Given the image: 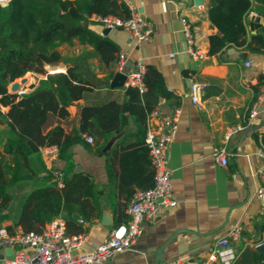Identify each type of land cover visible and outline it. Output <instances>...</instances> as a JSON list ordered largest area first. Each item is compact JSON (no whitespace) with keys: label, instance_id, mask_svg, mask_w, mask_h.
I'll return each instance as SVG.
<instances>
[{"label":"crops","instance_id":"crops-1","mask_svg":"<svg viewBox=\"0 0 264 264\" xmlns=\"http://www.w3.org/2000/svg\"><path fill=\"white\" fill-rule=\"evenodd\" d=\"M213 1L130 0L152 29L150 39L143 41H136L122 27L108 28L90 19L92 29L118 44L119 51L127 58L128 70L135 71L139 64L151 63L162 72L172 94L160 98L157 105L165 112L177 111L178 126L167 150L170 185L176 204L160 207L151 220H145L143 231L132 246L113 253L109 264H155L157 249L174 232L177 233L164 247L163 260L179 258L224 264L219 259L209 261L208 255L215 241L236 225L241 227V235L231 244L237 257L246 248L264 245V230L259 228L264 215V198L255 195L260 183L259 169H264V158L256 152L261 142L255 135L264 131V97H260L264 86V49L251 50L231 43L210 54L209 36L218 32L208 16ZM251 1L252 9L244 16L247 39L258 32L264 34V1ZM183 20L190 25L193 46L204 52L203 58L195 59L187 52V39L181 31ZM242 52L247 54L245 59L240 56ZM88 61L94 76L102 79L108 76L107 68L97 57H90ZM65 69L63 64V69L60 67L58 71ZM112 77L109 76L107 84L86 90L68 106L70 127L77 124L80 105L125 99V82L112 87L109 84ZM192 81L204 84L197 103L191 100ZM252 108L255 114L250 117ZM251 126L257 127L245 132ZM135 129L130 119L121 133L108 140L102 153L80 142L69 148L74 171L88 174L99 196L100 209L95 216L80 222L81 215L74 212L79 215V218L72 215L77 223L66 228L70 233H86L80 251L93 249L116 222L128 221L127 208L134 191L145 187L154 176L145 140V146L138 143L142 133H135ZM216 146H225L226 163L213 155ZM39 160L48 170L65 166L57 153L40 151ZM45 174L44 170L39 172L41 176ZM41 181L44 180L20 181L9 192L21 198L27 188ZM12 200L9 207L0 212V226L10 225L12 230H17L20 227L14 223L20 204L11 208ZM12 252L10 247L0 249V264H6L5 259Z\"/></svg>","mask_w":264,"mask_h":264},{"label":"trees","instance_id":"trees-1","mask_svg":"<svg viewBox=\"0 0 264 264\" xmlns=\"http://www.w3.org/2000/svg\"><path fill=\"white\" fill-rule=\"evenodd\" d=\"M250 9L251 0H214L210 4L208 16L218 29L209 36L210 54L231 43L251 50L264 49L263 33L247 39L244 16ZM130 14L124 0H9L6 6L0 5V212L13 199L9 187L20 181L48 180L30 188L20 202L14 225L24 231L40 232L57 216L64 217L68 229L77 223L72 216L74 212L81 215L80 222L95 216L100 209L99 196L92 178L74 171L70 146L80 142L102 153L108 140L121 133L130 119L135 124V133H142L138 143L144 144L148 113L160 98L172 94L162 72L154 64H145L143 91L127 85L122 102L109 99L80 105L77 124L70 127L68 106L86 90L107 84L119 56L118 44L92 29L90 18L93 15L127 18ZM75 43L84 46L78 54H61L57 48ZM90 57H97L107 68L106 78L92 74ZM59 62L66 65L65 71L46 74L31 84L28 91H8V85L26 72L45 74V65ZM83 133L92 136L93 142H87ZM255 135L264 146V131ZM46 145H56L57 156L65 161L61 168L62 185L52 181L53 170L40 163V149ZM42 170L46 174L41 176ZM152 183L153 176L143 188ZM6 227L12 231V226ZM259 228L264 230V215ZM234 263L264 264V254L246 248Z\"/></svg>","mask_w":264,"mask_h":264},{"label":"built area","instance_id":"built-area-1","mask_svg":"<svg viewBox=\"0 0 264 264\" xmlns=\"http://www.w3.org/2000/svg\"><path fill=\"white\" fill-rule=\"evenodd\" d=\"M131 10L127 18L105 15L95 16L93 19L108 27H122L126 29L136 41L149 40L152 29L144 16L138 13L130 2L124 0ZM9 0H0V5L6 6ZM181 31L187 39V52L195 59L203 58L204 52L194 48L193 36L190 25L182 21ZM126 56L119 51L115 63V71L123 72L126 75L125 84L135 85L140 91L144 90L142 75L144 66L139 64L135 71H130L126 66ZM247 65L249 62L246 63ZM204 84L192 81L190 84L191 100L197 103L200 100ZM170 89V88H169ZM264 97V86L260 93ZM255 110H250L252 117ZM177 111L165 112L159 105L153 108L146 118L145 144L154 166L153 183L150 187L139 188L134 191L127 211L129 219L126 223L119 224L111 229L109 234L96 246L87 251H80L79 248L86 238V233L80 231L69 233L66 229V221L63 217L57 216L50 220L40 231H24L21 228L9 230L6 226H0V249L10 247L12 255L5 259L6 264H109L113 253L123 251L132 246L136 238L142 233L145 220H151L157 210L174 206L176 200L172 196L170 185L171 169L167 165V150L177 129ZM88 142H92V136L83 133ZM43 154L57 153L56 145L41 147ZM257 154L264 158V146L260 144ZM215 158L226 163L227 151L225 146H216L213 149ZM260 183L255 189V195L264 198V169H259ZM52 180L57 185L63 183V172L61 169H53ZM241 235V227L233 226L219 237L213 249L208 255L209 261L221 260L224 264H233L237 253L232 246ZM160 264H204L202 261L171 258L163 260Z\"/></svg>","mask_w":264,"mask_h":264},{"label":"water","instance_id":"water-1","mask_svg":"<svg viewBox=\"0 0 264 264\" xmlns=\"http://www.w3.org/2000/svg\"><path fill=\"white\" fill-rule=\"evenodd\" d=\"M198 0H195V2H197ZM104 34H106V31H103ZM240 56L242 58H246L247 54L245 52H242L240 54ZM63 71V70H61ZM57 72V71H56ZM126 80V75L123 72L120 71H115L113 74V77L111 78L109 84L114 87V86H122L124 84ZM27 82V77L26 76H22L20 77L19 80H14L12 81L9 86H8V91L9 92H18L20 93L21 88L26 84ZM257 126H251L246 128L245 132L251 130V129H255ZM73 216L76 218H79V215L76 213H73ZM177 232H174L170 237H168L167 240H165L160 247L157 249V255H156V262L155 264H160L163 259H164V247L166 246V244L168 243V241L176 234ZM256 250L259 253L264 254V245L261 244L259 246L256 247Z\"/></svg>","mask_w":264,"mask_h":264},{"label":"rangeland","instance_id":"rangeland-1","mask_svg":"<svg viewBox=\"0 0 264 264\" xmlns=\"http://www.w3.org/2000/svg\"><path fill=\"white\" fill-rule=\"evenodd\" d=\"M57 48H58V50L60 51L61 54H76V53H79V52H81L83 50V47L80 46L79 44H74L72 46H67V45L61 44ZM60 67H61V69H63V64H61V62H59L57 64H54V65H45V68L47 70V72L45 74L34 73V72H31V71L26 72L23 76H26L27 80H29V81L26 82V84L21 88V90L28 91L29 88H31V86H30L31 84L37 83L38 79L41 78V77H44L46 74L53 73V71H58L60 69ZM95 68L96 67H94V70H95ZM19 79H20V77L16 78L15 80H19ZM53 176H54V174H53ZM46 182H48V181H46V180L41 181V184H44ZM24 183H26V182H24ZM14 186H12V187H14ZM12 187H9L8 191L12 192L15 189V188H12ZM29 189H30V187L27 188L26 192ZM26 192H24V193H26ZM23 197L24 196H22L21 198H19V196H18V198L17 197H13V200H12V203H11L12 205H10V207L12 208L14 206L19 205L20 202L22 201Z\"/></svg>","mask_w":264,"mask_h":264},{"label":"bare ground","instance_id":"bare-ground-1","mask_svg":"<svg viewBox=\"0 0 264 264\" xmlns=\"http://www.w3.org/2000/svg\"><path fill=\"white\" fill-rule=\"evenodd\" d=\"M27 81H29V80H27Z\"/></svg>","mask_w":264,"mask_h":264}]
</instances>
